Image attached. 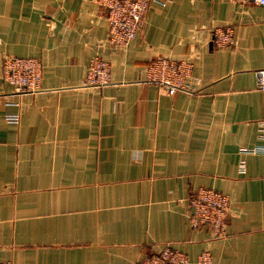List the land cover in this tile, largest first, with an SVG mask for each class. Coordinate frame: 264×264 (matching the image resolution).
<instances>
[{"label": "crops", "instance_id": "crops-1", "mask_svg": "<svg viewBox=\"0 0 264 264\" xmlns=\"http://www.w3.org/2000/svg\"><path fill=\"white\" fill-rule=\"evenodd\" d=\"M217 27L236 43L216 48ZM107 38L96 0H0V260L138 264L170 246L264 264V6L156 0L127 47ZM6 55L39 59L42 89L14 92ZM96 55L111 81L85 87ZM157 58L189 63L190 91L156 85ZM200 187L230 199L223 238L189 223Z\"/></svg>", "mask_w": 264, "mask_h": 264}, {"label": "built area", "instance_id": "built-area-1", "mask_svg": "<svg viewBox=\"0 0 264 264\" xmlns=\"http://www.w3.org/2000/svg\"><path fill=\"white\" fill-rule=\"evenodd\" d=\"M152 1L156 0H96L106 11L108 23L107 42L111 47H127L135 38L146 22L147 13ZM233 4L252 2L264 6V0H228ZM212 42L218 49H223L236 43L235 31L232 27H217L212 33ZM155 61H157L156 64ZM108 62V61H107ZM100 55H96L89 62L83 83L85 87L103 88L111 81V66ZM160 66L165 67L178 79H166L159 74ZM192 66L187 62L176 61L169 58H157L150 62L148 74L156 85L168 93L190 91L191 86L184 81L190 75ZM43 65L39 59L6 55L3 59L4 80L13 87L14 92L36 93L42 89ZM259 88L264 89V71L260 72ZM11 119H17L12 117ZM261 138L264 150V122L261 123ZM189 223L192 228L209 227L215 239L227 235L226 213L229 209V197L214 189L200 187L189 196ZM211 256L203 251L198 262L208 264ZM189 257L184 252L166 246L159 253L146 257L138 264H188ZM0 264H11L1 261Z\"/></svg>", "mask_w": 264, "mask_h": 264}, {"label": "rangeland", "instance_id": "rangeland-1", "mask_svg": "<svg viewBox=\"0 0 264 264\" xmlns=\"http://www.w3.org/2000/svg\"><path fill=\"white\" fill-rule=\"evenodd\" d=\"M107 62V61H106ZM107 63H109V62H107ZM155 63L156 64H159V63H157V61H155ZM110 64V63H109ZM189 64V63H188ZM190 65V64H189ZM159 74L160 75H162L164 78H166V79H174V80H176V79H178V75L177 76H173L172 74H170L168 71H165V67L164 66H160V69H159Z\"/></svg>", "mask_w": 264, "mask_h": 264}]
</instances>
